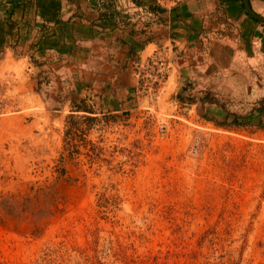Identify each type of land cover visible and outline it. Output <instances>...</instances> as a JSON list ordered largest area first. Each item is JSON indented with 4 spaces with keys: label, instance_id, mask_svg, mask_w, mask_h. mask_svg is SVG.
Masks as SVG:
<instances>
[{
    "label": "rangeland",
    "instance_id": "rangeland-1",
    "mask_svg": "<svg viewBox=\"0 0 264 264\" xmlns=\"http://www.w3.org/2000/svg\"><path fill=\"white\" fill-rule=\"evenodd\" d=\"M39 62L0 65V264H264L263 127L204 120L173 77L118 113L48 106Z\"/></svg>",
    "mask_w": 264,
    "mask_h": 264
},
{
    "label": "crops",
    "instance_id": "crops-1",
    "mask_svg": "<svg viewBox=\"0 0 264 264\" xmlns=\"http://www.w3.org/2000/svg\"><path fill=\"white\" fill-rule=\"evenodd\" d=\"M245 3L264 18V0H0V20L17 6V26L0 30V65L33 56L46 105L65 108L74 91L118 113L134 96V66L157 55L204 120L264 128V23Z\"/></svg>",
    "mask_w": 264,
    "mask_h": 264
},
{
    "label": "built area",
    "instance_id": "built-area-1",
    "mask_svg": "<svg viewBox=\"0 0 264 264\" xmlns=\"http://www.w3.org/2000/svg\"><path fill=\"white\" fill-rule=\"evenodd\" d=\"M166 0H157L162 4ZM140 19L150 15L143 9H138ZM8 13L1 21L5 23L8 18ZM134 77L136 79V86L142 89L153 88V86L162 87L169 79V66L165 59L160 56L153 55L145 61V64H137L134 66Z\"/></svg>",
    "mask_w": 264,
    "mask_h": 264
},
{
    "label": "trees",
    "instance_id": "trees-1",
    "mask_svg": "<svg viewBox=\"0 0 264 264\" xmlns=\"http://www.w3.org/2000/svg\"><path fill=\"white\" fill-rule=\"evenodd\" d=\"M16 9H17V6L15 5L11 8V10L8 13V18L5 23H2L3 21L0 20V30L6 35L7 33H10L17 26L16 20H14V16L16 15ZM76 111L78 112L82 111L88 114H93L91 111H86V110H76ZM75 119H77L76 115H71L69 117L70 121H74ZM69 123L70 122H68V124ZM232 124L240 125L238 122H233Z\"/></svg>",
    "mask_w": 264,
    "mask_h": 264
},
{
    "label": "water",
    "instance_id": "water-1",
    "mask_svg": "<svg viewBox=\"0 0 264 264\" xmlns=\"http://www.w3.org/2000/svg\"><path fill=\"white\" fill-rule=\"evenodd\" d=\"M245 4H246V8H247V11H248V13L250 14V16H251L252 18H254L255 20H257V21L264 23V18H263V17H260V16H258V15H256V14H254V13L251 11V9L249 8L248 3H245Z\"/></svg>",
    "mask_w": 264,
    "mask_h": 264
}]
</instances>
